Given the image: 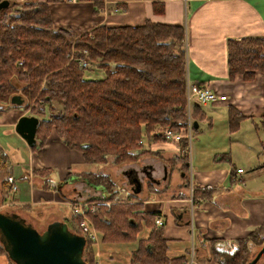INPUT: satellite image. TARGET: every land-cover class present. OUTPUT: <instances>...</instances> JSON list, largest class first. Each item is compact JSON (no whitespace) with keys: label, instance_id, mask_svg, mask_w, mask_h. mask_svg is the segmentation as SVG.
<instances>
[{"label":"trees","instance_id":"trees-1","mask_svg":"<svg viewBox=\"0 0 264 264\" xmlns=\"http://www.w3.org/2000/svg\"><path fill=\"white\" fill-rule=\"evenodd\" d=\"M91 1L97 7L101 6V0ZM48 2L25 0L22 4L29 10L18 8L16 14H8L7 8L0 11L2 99L8 100L14 86L19 85L22 97L39 102L41 112L47 105L52 113H57L48 120L40 119L35 129L36 139L44 125L45 130L53 127L59 142L80 152L84 164L98 166L106 164L108 158L118 164L142 154L143 139L146 136L157 138L163 127L176 132L187 126V72L182 26L147 20L136 26L102 24L74 36L66 28L53 27ZM225 44L228 79L239 75L250 81L256 72L264 74V34L228 39ZM71 53L73 58L69 59ZM82 59L88 66L80 63ZM89 67L102 69L104 77L85 78ZM43 80L45 86L41 87ZM200 110V104L194 102L190 110L193 123L204 117ZM227 110L229 129L234 131L242 116L232 106ZM193 123L194 134L197 127ZM256 127L264 128V116L257 121ZM47 136L38 143L36 140L31 151L43 147ZM179 142L180 154L168 159L172 163L187 159L188 140L182 138ZM0 158L5 164L9 162L1 148ZM186 163L185 160V171L188 169ZM54 171L50 167L35 168L32 175L40 176L42 188L48 189L49 176ZM70 175L84 178L108 192L89 214L102 243L115 246L131 242L128 243L131 247L135 245L129 249L131 264H187L189 250L181 257H167V240L163 236V225L155 224L158 216L155 212L142 211L141 203L133 202L134 197L128 196L126 201L118 199L119 191H108L113 185L106 175L80 171L69 172L67 178ZM15 181L11 174L8 183H1L4 200L11 194ZM208 197L210 191L194 189L192 204ZM72 220L77 225L78 218L73 216ZM136 225L142 226L140 232L146 229L138 240L136 232H132ZM263 231L264 223L253 228L246 238L233 240V248H213V261L216 264H247L254 255L248 244L260 248L264 236L259 234ZM86 243L84 260L87 264H95L89 240ZM3 249L0 247V254H6Z\"/></svg>","mask_w":264,"mask_h":264},{"label":"crops","instance_id":"crops-1","mask_svg":"<svg viewBox=\"0 0 264 264\" xmlns=\"http://www.w3.org/2000/svg\"><path fill=\"white\" fill-rule=\"evenodd\" d=\"M47 4L53 27L66 28L74 36L102 24L136 26L146 20L184 28L188 84L206 85L226 98L200 105L204 117L194 121L197 129L190 150H187L191 156L189 170L183 171L180 164L174 171L163 166L162 176L154 178L159 180L154 185L156 190L143 191L142 186V190L134 194L140 195L133 202L141 203L142 211L155 212L156 218L162 220L163 236L168 245L167 257H181L193 245V264H216L213 248L229 247L233 240L246 238L253 228L264 223V128L256 127L257 121L264 116L261 95L264 74L256 72L250 81L239 75L230 80L225 70V42L228 39L264 34V0H101L100 7L91 0H62ZM229 106L242 116L238 129L234 131L229 129ZM21 115L18 113L13 117L8 126L13 129ZM217 118L219 123H216ZM160 139L150 143V148L164 158L180 154V142ZM28 151L31 170L50 167L55 171L49 176L48 189L42 188V180L37 177L16 179L10 202L17 208L26 206L24 208L31 211L38 204L70 206L66 199H62V186L68 183L65 178L69 172L83 171L74 168L83 162L81 153L67 148L58 139H49L40 149L31 151L29 148ZM19 164L12 165L17 166L18 171L23 170L25 165ZM243 166L251 169L245 171ZM238 168L242 171L237 172ZM154 170L152 167V174ZM191 188L208 190L210 197L199 199L194 205ZM96 190L98 193L94 196L106 197L103 188L96 187ZM37 216V222L43 226L54 220L66 222L49 211L44 215L45 220L42 215ZM4 255L0 254V264L7 263Z\"/></svg>","mask_w":264,"mask_h":264},{"label":"rangeland","instance_id":"rangeland-1","mask_svg":"<svg viewBox=\"0 0 264 264\" xmlns=\"http://www.w3.org/2000/svg\"><path fill=\"white\" fill-rule=\"evenodd\" d=\"M18 8L20 10H29L28 7H24V4L22 3H18V4H13L10 3V5L7 7L6 11L8 14H16L14 13L15 11L18 10ZM72 55H70L69 59L73 58V53H71ZM84 60V59H82ZM20 61H23L20 59ZM70 61V60H69ZM85 61V60H84ZM19 66L21 67V65L19 64ZM88 66V65H87ZM103 70L102 69H98L96 67H89V69L86 70L84 76L85 78L88 79H100L103 78ZM11 78V77H10ZM9 78V79H10ZM188 83V82H187ZM186 85V84H185ZM45 86V82L44 80L41 83V87ZM13 93H18L21 94V89L19 87V85H17L16 87L14 86V88L12 89ZM11 92V91H10ZM11 94V95H12ZM11 95H8L7 97L9 98ZM23 103L20 104V106L17 105H13L9 102L8 100H4L6 102H0L3 104V109L0 110V148L1 151H4L5 153H7V157L9 159V162L7 164L3 163L1 161L0 158V211L1 212H8V213H15L17 214L20 219H24L25 223H29L31 224L33 227H35L38 231H42L46 228V226L40 225L37 221H38V216L37 215H42L43 220H45V213L46 211L55 213L56 215L59 216V218L65 219V221L68 223V226L70 228V224H73L74 228L76 229V233L79 234L80 230L78 229L77 225H75V223H73L72 221V211H71V206H68L66 204H60L59 203H47V204H38L37 206H35L34 210H29L27 208H24L25 206H21V208H17L16 204H12L10 201L13 200L12 198V193L7 196V199L4 200L3 194L4 191L2 189V185L1 183L3 181H5L6 183H8V178L9 175L12 174V176L14 177V179H18V180H24L27 176L29 177H37L39 179L40 176L38 175H32V170L29 167L30 165V151L29 147L27 146V144L24 143L23 139L18 135V133H16L15 130V125L13 126V129L11 127L8 126V122L11 121L13 119V117H16L18 113H22V115H33L35 117L38 118V120L40 121V119H45L48 120L49 118H51V116H53L54 114L56 115L57 113L54 112L52 113V111L47 107V105L45 106L43 112L40 111V104L39 102L34 100H29L27 97L23 98ZM6 103V104H4ZM208 109V107L206 108ZM186 114H187V120H188V113H187V109L185 110ZM216 114H220V112L218 111H214ZM213 112V113H214ZM211 113V112H210ZM191 122H193V120L190 118ZM219 123V119L217 118V122ZM45 126H43L41 130V133L38 134L37 136V142H39L40 139L43 138V136H48L46 137V142L49 139H58V136L54 130V128L50 127V129L45 130ZM163 128H168V127H163ZM216 129L218 131H220V129L216 126ZM193 136V135H192ZM161 136H157L153 138L147 137L144 140V144L142 149V154H139L138 156H135L134 158H132L131 160H126L124 162L115 164L113 162L112 158H108V162L104 165H88V164H84L83 162L80 164H76L74 166L75 169H79V170H83V171H88L89 169L93 170L94 172H97L99 174H103L107 176V181H109V183L113 185L108 188V191L111 190H116L119 191L120 195L118 197V199H122L125 200L131 198H135L139 195H134V193H132L131 191V187L130 184L128 183V180L126 179V175H124V172L129 171V170H134L137 172L139 178L141 179V183L143 185V191L147 190L146 187H148V191H153V189L155 188L154 185H151L149 183V181L147 179H145L144 174L142 173V169L145 167L148 169V165L154 167V171L152 174V178H160L162 176V167H166L167 170L169 171H174L173 169H175L177 164H180V167L183 171H185L184 167V162L185 160L187 161L186 164H188V169L185 171L187 172L189 170V163H190V157L189 156V152L187 155V159H182V162L179 161L177 163H175L173 161H170L168 159L170 158H164V156H162L159 152H157L156 150H153L152 148H150V143L153 142H157V140H161L160 139ZM32 148H30L31 150ZM144 150V151H143ZM28 151V152H27ZM9 153V154H8ZM14 163H20L19 165H25L23 170L18 171L17 166H12V164ZM28 165V166H27ZM244 165V164H243ZM28 168V169H27ZM172 168V169H171ZM243 168H245V171H249L251 168H248L247 166H243ZM71 169V168H70ZM158 170V171H157ZM74 176V175H73ZM72 175H70V178H65L67 180L68 183H66L65 185L62 186L63 191L61 195H63L62 199H66V201H70L71 198H89L95 201L96 204H99L100 200H101V195L99 194L98 196H94L95 193H98L96 190V186L88 183V181H86V179H77L76 177L73 178ZM261 178V177H260ZM56 184V183H55ZM147 184V185H146ZM150 187V188H149ZM156 190V189H154ZM106 190L103 189V192H105ZM108 192L106 191V193L103 194H107ZM143 194V193H142ZM150 195V194H148ZM130 196V197H128ZM69 204V203H68ZM37 207V208H36ZM35 212H38V214H34ZM50 219V217H48ZM93 223V222H92ZM94 225V224H93ZM94 228V232L93 234H95V239H90L89 240V247L92 249L93 253L95 254V264H131V261L128 257H130V253H129V249L133 248L134 246H130L131 242H127L126 243H120L118 245L115 246H110L108 245L109 243H102L101 239H100V234L97 231L95 225L93 226ZM142 226L140 225H136V227L132 230V232H136V238L138 240V238L141 236H143V232L146 230L144 228V230L142 232H140ZM73 231V230H72ZM131 232V231H130ZM145 234V233H144ZM259 236H264V231L261 232L259 234ZM137 241H135L136 243ZM87 244V243H86ZM85 244V245H86ZM127 245V246H126ZM250 252L255 253V251L258 250L259 247H256L254 244L249 243L248 244ZM262 245H260L261 247ZM0 247H2V244L0 242ZM84 247V246H83ZM85 250V247H84ZM84 250H83V260L85 259L84 257ZM189 254V251H188ZM6 256V254L4 255ZM7 257V256H6ZM250 259V258H249ZM7 263L6 264H14L12 263V261L9 260V258L7 257ZM85 261V260H84ZM257 264H264V255L262 256L261 259H259Z\"/></svg>","mask_w":264,"mask_h":264},{"label":"water","instance_id":"water-1","mask_svg":"<svg viewBox=\"0 0 264 264\" xmlns=\"http://www.w3.org/2000/svg\"><path fill=\"white\" fill-rule=\"evenodd\" d=\"M10 5L8 0H0V11ZM12 104L20 105L22 99L12 98ZM15 122L16 133L29 148L36 142V131L39 120L33 115H21ZM197 127L196 122L193 123ZM166 171V169H164ZM147 179L153 180L152 167L143 168ZM131 174L133 176H131ZM131 187L137 194L142 190L141 179L134 170L124 172ZM0 242L3 251L14 264H87L83 260L86 243L81 234L70 230L67 222L54 220L47 223L46 228L38 231L15 213L0 211ZM264 254V243L254 253L247 264H256Z\"/></svg>","mask_w":264,"mask_h":264},{"label":"built area","instance_id":"built-area-1","mask_svg":"<svg viewBox=\"0 0 264 264\" xmlns=\"http://www.w3.org/2000/svg\"><path fill=\"white\" fill-rule=\"evenodd\" d=\"M83 66H87L88 64L82 60L80 62ZM186 109L188 113V124L185 128H181L179 131H173L168 128H163L159 131L160 136L164 140L179 142L182 138H187L188 140V150H190V146L192 143V129H191V120H190V110L192 104L195 102L200 105L212 104L217 101H223L226 97L225 95H220L216 93L211 88L206 85H199L196 83L186 84ZM189 152V151H188ZM190 165V164H189ZM242 169L238 168L237 172H241ZM191 175V170H190ZM12 191H15V186H13ZM193 191V188H191ZM95 201V200H92ZM89 198H71L70 201H67L70 204V208L72 211V217L76 216L78 218L77 227L80 230V233L86 241L90 239H95L93 223L90 220L89 214L95 211L96 203L92 202ZM155 224L157 226L163 225V222L160 218L155 219ZM194 247L193 245L189 248V258L187 264H193L194 260Z\"/></svg>","mask_w":264,"mask_h":264},{"label":"flooded vegetation","instance_id":"flooded-vegetation-1","mask_svg":"<svg viewBox=\"0 0 264 264\" xmlns=\"http://www.w3.org/2000/svg\"><path fill=\"white\" fill-rule=\"evenodd\" d=\"M3 96V93H1L0 92V102H6V101H4L2 98ZM12 98H14L15 100H19V99H22V100H24L23 99V97H22V95L21 94H18V93H14V94H12L10 97H9V102L11 103V100H12ZM4 104H6V103H4ZM12 104V103H11ZM13 105H15V104H13ZM3 104L2 103H0V110H2L3 109ZM131 176H133L132 174H131ZM145 176V179H147V177H146V175H144ZM148 181H149V183H148V185L149 184H151V185H155L156 183H158L159 182V180H156V179H154L153 178V180H149V179H147ZM147 185V184H146ZM143 186V185H142ZM147 189H148V187H146ZM150 188V187H149ZM70 230H73V232H75L76 231V229L74 228V226H73V224H70ZM77 232V231H76Z\"/></svg>","mask_w":264,"mask_h":264}]
</instances>
